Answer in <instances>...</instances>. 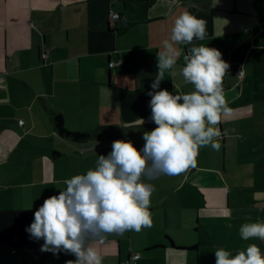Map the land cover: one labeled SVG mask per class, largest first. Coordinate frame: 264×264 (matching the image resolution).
Returning a JSON list of instances; mask_svg holds the SVG:
<instances>
[{
	"label": "crops",
	"instance_id": "crops-1",
	"mask_svg": "<svg viewBox=\"0 0 264 264\" xmlns=\"http://www.w3.org/2000/svg\"><path fill=\"white\" fill-rule=\"evenodd\" d=\"M185 11L207 21L208 37L193 44L218 49L230 65L221 148L201 147L196 168L145 181L155 186L151 228L91 246L103 264H215L217 248L235 255L249 244L264 253V241L239 235L242 224L264 222V0H0V264L75 260L41 252L43 240L25 228L113 141L143 147V133L156 127L147 93L157 54ZM183 65L181 55L157 90L193 91ZM56 114L89 137L60 135Z\"/></svg>",
	"mask_w": 264,
	"mask_h": 264
},
{
	"label": "clouds",
	"instance_id": "clouds-1",
	"mask_svg": "<svg viewBox=\"0 0 264 264\" xmlns=\"http://www.w3.org/2000/svg\"><path fill=\"white\" fill-rule=\"evenodd\" d=\"M207 37L206 20L187 11L175 18L170 39L163 41L157 54V73L147 93L150 120L156 127L143 133L139 150L130 141H113L107 155H98L94 169L65 180L64 190L44 199L25 228L30 239L43 240L41 252L75 256L65 264H103L91 242L153 226L150 198L155 186L145 181L196 168L201 147L220 150L219 124L222 114L230 110L223 88L230 65L218 49L193 44ZM181 55L180 75L194 90L186 94L157 90L166 72L176 75L173 69ZM239 235L244 241H264V222L242 224ZM214 255L215 264H264V253L256 244L235 255L217 248Z\"/></svg>",
	"mask_w": 264,
	"mask_h": 264
},
{
	"label": "trees",
	"instance_id": "trees-1",
	"mask_svg": "<svg viewBox=\"0 0 264 264\" xmlns=\"http://www.w3.org/2000/svg\"><path fill=\"white\" fill-rule=\"evenodd\" d=\"M54 120L56 129L62 136L68 137L72 140H83L88 138L90 135L88 132L73 131L66 128V126L64 125V120L60 114H56Z\"/></svg>",
	"mask_w": 264,
	"mask_h": 264
},
{
	"label": "built area",
	"instance_id": "built-area-1",
	"mask_svg": "<svg viewBox=\"0 0 264 264\" xmlns=\"http://www.w3.org/2000/svg\"><path fill=\"white\" fill-rule=\"evenodd\" d=\"M109 15L112 19L114 20H119V19H124V15L120 14V13H117V12H114V11H110L109 12ZM122 63V61H118V62H109V66L112 67V66H115V65H120ZM239 75H242L243 74V71L242 70H239L237 72ZM224 88V86H223ZM139 257V254L138 253H134L132 256H131V259L133 262H135V260H137Z\"/></svg>",
	"mask_w": 264,
	"mask_h": 264
}]
</instances>
